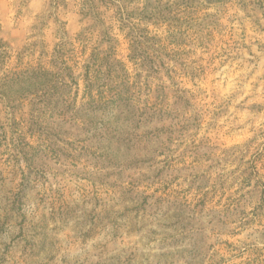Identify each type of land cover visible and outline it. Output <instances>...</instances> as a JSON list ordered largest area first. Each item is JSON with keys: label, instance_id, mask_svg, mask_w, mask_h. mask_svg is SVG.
Masks as SVG:
<instances>
[{"label": "rangeland", "instance_id": "374dc122", "mask_svg": "<svg viewBox=\"0 0 264 264\" xmlns=\"http://www.w3.org/2000/svg\"><path fill=\"white\" fill-rule=\"evenodd\" d=\"M143 3L0 0V264H264V0Z\"/></svg>", "mask_w": 264, "mask_h": 264}, {"label": "trees", "instance_id": "16d2710c", "mask_svg": "<svg viewBox=\"0 0 264 264\" xmlns=\"http://www.w3.org/2000/svg\"><path fill=\"white\" fill-rule=\"evenodd\" d=\"M108 2L114 4L115 6H118L117 10H116V17H118V20L121 21V22H125V16L128 15L127 18H131V14L130 11H129V8L128 6L131 4L132 0L129 1V0H123L125 1L124 3V7H122L120 4H117L115 3L114 1L112 0H107ZM128 1L130 3H128ZM184 0L180 1V0H143V5L142 6H138L137 7V10H138V13H139V16H140V19H152L154 17H157V13H156V8L159 6V5H164L165 6V10H169V9H172V7H178L179 10L181 9V3L183 2ZM207 2H209L210 4H213V3H221L223 2L224 0H206ZM86 4L85 2L83 3V5ZM128 12V13H127ZM183 27V21L178 18V17H175L172 19V21H170L168 23V28H167V36L166 38L167 39H170L171 42L170 44L173 45L175 44V41L177 40V38L179 37H182L186 31H184L182 29ZM121 29H124V26L122 25L120 27ZM129 31H128V34L132 36V38H130V40L134 43H132V47L135 48L134 49V56L133 57H136L140 55V58H142L144 61H150L152 62V57H151V54L144 48L140 47L142 45L141 41L137 38V36L135 34H137L136 32L139 31V30H143V32H145V35H147L148 37V40H150L152 42V40L154 39H157V42H156V47L157 48H160L162 47V45L164 43H162V40H163V36H159V35H152L151 31L148 29V28H140V25L139 23H133L132 27H129ZM142 32V33H143ZM144 34V33H143ZM118 41V40H117ZM158 45V46H157ZM150 48H152V44L149 45ZM155 50H158V49H155ZM154 51V50H153ZM166 51H168L166 49ZM141 52V53H140ZM156 52V51H154ZM176 53V52H174ZM142 55V56H141ZM121 99V95L120 93H118L117 95H114V99H112V101H108L109 103L113 102L114 100H117V99Z\"/></svg>", "mask_w": 264, "mask_h": 264}]
</instances>
